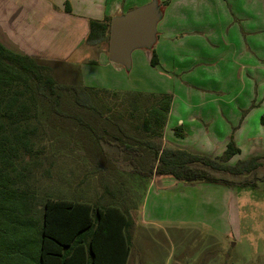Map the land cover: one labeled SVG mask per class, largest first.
<instances>
[{"label": "trees", "instance_id": "trees-1", "mask_svg": "<svg viewBox=\"0 0 264 264\" xmlns=\"http://www.w3.org/2000/svg\"><path fill=\"white\" fill-rule=\"evenodd\" d=\"M159 4L163 10L167 1ZM66 7L71 11L69 2ZM111 21L92 20L87 41H109ZM151 63L159 64L156 53ZM172 102L169 93L85 86L78 65L39 59L0 41V264H127L133 223L126 201L113 200V188L117 194L122 188L112 180L102 184L107 197L97 195L95 202L63 192L65 182L75 195L71 180L79 162L113 177L104 142L135 163L147 162L148 168H135L147 178L257 186L261 178L233 182L213 173L241 176L262 165L264 155L230 164L241 152L233 136L221 157L163 147ZM69 161L75 165L64 173Z\"/></svg>", "mask_w": 264, "mask_h": 264}, {"label": "rangeland", "instance_id": "rangeland-1", "mask_svg": "<svg viewBox=\"0 0 264 264\" xmlns=\"http://www.w3.org/2000/svg\"><path fill=\"white\" fill-rule=\"evenodd\" d=\"M114 1L145 4L150 0ZM67 2L71 6L82 0H0V40L18 47L10 41L32 39L46 59L78 65L81 83L97 90L145 91L154 81L157 83L150 87L151 90L164 86L162 77L150 74L138 63V53L150 50H137L132 68L126 69L109 60V41L82 45L84 17L75 11L62 14ZM34 7L41 10L42 19L29 15ZM168 41L161 38L152 51H163L173 61L174 53L166 51ZM173 41L174 45L191 42L190 33H180ZM234 42L235 36L227 40L228 48L220 55L221 62L217 59L219 55L208 52H194L193 55V49L184 52L179 48L176 57L182 62H172L171 70L174 83L183 89L181 94L178 93L182 99H213L212 103L204 105L200 117L206 132L195 131L186 143L200 148L201 142H210L219 149L206 152L210 156H223L228 140L234 136L241 152L230 160V164L264 155V52H261L260 67L254 68L250 66L251 57L233 55L238 53L232 50ZM19 49L14 50L21 52ZM211 59L214 65L192 67L194 61ZM221 109L220 115L216 113ZM195 112L201 114L200 109ZM182 113L188 114L187 111ZM212 115L220 118L211 119ZM103 146L113 156V147L105 142ZM261 161L262 165L247 175L213 172L217 177L233 182L261 178L257 186L176 181L167 182L163 189L161 182L151 186L146 195V191L142 194V185H137L139 191L128 193L134 186L130 181L118 178L116 186L128 193L134 206L129 215L133 224L127 231L132 248L129 264H264V158ZM70 162L66 165L67 170L62 167L64 173L75 165ZM98 168L102 172L97 179L102 183L89 186L97 188V194L104 197L107 189L102 184L113 181V177ZM68 188L69 184L64 182L65 196H69ZM142 195L146 197L144 201L139 200Z\"/></svg>", "mask_w": 264, "mask_h": 264}, {"label": "crops", "instance_id": "crops-1", "mask_svg": "<svg viewBox=\"0 0 264 264\" xmlns=\"http://www.w3.org/2000/svg\"><path fill=\"white\" fill-rule=\"evenodd\" d=\"M140 5L143 4H138L136 2L127 3L126 1L120 2L114 0H82V2L71 4V11H68L66 8L65 11L61 10V12L62 14L69 15L70 12L75 11L77 14L84 17L82 29V45H84L89 43L87 41L90 32L89 24L93 19L104 21L109 17L113 18L116 15H121L128 10ZM53 7H56V5H53ZM162 13V19L158 24L159 29L156 43H159L161 38L169 40L166 51L168 53L173 52L174 55L172 58L174 59L173 61L168 59V55L163 51H152L153 49H139L150 51H141V53H138V63L141 64L143 68L150 74L160 76L165 81L164 86L160 85L161 88L151 90L152 88L150 87L156 85L157 83V81H154L150 84L147 90L143 92L169 93L173 95V102L162 139L163 147L181 148L193 153L208 155L209 153L206 151H215L219 148L210 142H201L199 146L200 148H198L196 145L187 144L186 142H188L190 135L195 133V131L200 133L206 132L203 131L206 128L203 127L200 117L203 113V107L209 103H212L213 99L202 101H199L200 98L195 100L192 99V97L189 98V101L187 99H182L179 94L182 93L183 89L180 84L177 86L174 83V79L172 77L173 73L171 70H173L172 67H174L172 66V62L173 64L182 62V60H179L176 57L179 48H182L184 52H187L186 50L188 49H193L191 50L193 55L194 52H198V54H201V52H208L210 54H215L216 56L219 55V57L217 56V59L221 62L222 57L220 55L228 48L227 40L229 41V39L235 36V42L232 43L234 49L232 50H236L238 53H234L233 55L238 56L240 54L241 57L249 56L251 57L250 66L259 68L261 64V52H264V37L262 38V36H264V0H167V4L165 8H163ZM29 15L37 18L40 16L41 19L43 17V15H41V10L37 7H34L33 11L29 12ZM161 24L163 25L162 31ZM239 24H241L242 27ZM180 33H190L191 42L185 41L179 44L176 43L174 45L173 40L178 37ZM0 41L13 50L15 48H20L19 50L21 53H26L40 59H46V56H42V54L38 52V49L36 48V42H32V39L26 42L22 40L10 41L16 43L18 47L13 46L11 43H7V41L3 39ZM82 45L79 47L81 48ZM34 48H36L35 51ZM136 51L137 50H135L132 54V65L134 64L133 58ZM100 52L104 53L106 51ZM181 52L183 51H180V53ZM154 53H156L159 58V64L156 66H153L151 63ZM213 59L208 61H194L192 67L194 68L196 66L214 65L215 62H213ZM196 109H200L201 114L196 113ZM182 111H187L188 114L186 115L185 113H182ZM216 113L220 115L222 113V109ZM219 115H212L211 119H215V117L220 118ZM178 132H183V136L179 135ZM131 135L133 136L136 134L131 131ZM114 139L115 138L113 137V140ZM230 140L231 139L228 140L227 145ZM114 143L116 144L117 140L115 142L113 141V144ZM210 155L211 154H209V156ZM211 157L221 156L214 155ZM137 163L142 168H148L147 162L145 163L144 161L139 160L135 163L132 156L121 154L118 151L116 152V149L113 145V183L119 184V182L116 181L118 178L122 181H130L134 187L130 189L128 193L132 194L134 191H139L137 185H142L144 186L142 194H144V191H146L147 195L150 187L156 186L157 183L162 182V188L164 189V185L167 182L178 181L171 176H162L158 174H154L147 178L141 173L135 172ZM85 164L88 163L86 161L83 162V165L82 162L78 163L77 176L71 180V183L74 184L73 188L76 187L77 189L75 195L69 194L67 198L95 202L98 199L97 188H92L89 185L98 184L99 180L97 179V176L100 174V171L95 165L91 166L89 164ZM128 193H125L122 190L121 193L119 192V194H117V191L115 188H113V200L115 199V202L119 201V199L120 201L125 200L126 204L124 209L130 210L129 212L131 215V208L134 206L131 204V198L128 197ZM145 198L142 195L139 200L141 199L140 201H144ZM139 207L140 205L138 208ZM141 222L144 223L145 221L142 220ZM130 256L131 252L127 264L130 262Z\"/></svg>", "mask_w": 264, "mask_h": 264}, {"label": "water", "instance_id": "water-1", "mask_svg": "<svg viewBox=\"0 0 264 264\" xmlns=\"http://www.w3.org/2000/svg\"><path fill=\"white\" fill-rule=\"evenodd\" d=\"M162 15L159 0H151L114 16L110 27L109 60L131 69L135 50L152 49L155 46Z\"/></svg>", "mask_w": 264, "mask_h": 264}]
</instances>
